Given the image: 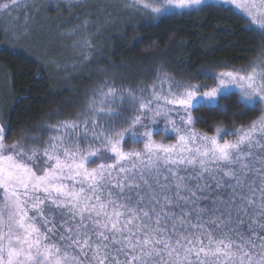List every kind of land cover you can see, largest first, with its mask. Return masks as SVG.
Listing matches in <instances>:
<instances>
[{
	"label": "snow or ice",
	"instance_id": "obj_1",
	"mask_svg": "<svg viewBox=\"0 0 264 264\" xmlns=\"http://www.w3.org/2000/svg\"><path fill=\"white\" fill-rule=\"evenodd\" d=\"M204 3L128 6L157 19ZM215 3L238 10L264 37V0ZM26 4L0 0V14ZM216 79L208 90L169 85L167 94L161 80L150 98L128 89L125 100L114 84L101 89L89 118L55 125L42 154L19 141L6 144L0 127V264H264V64ZM233 87L234 107L261 114L231 133L219 126L214 135L197 132L193 112L212 106L226 114L217 97ZM125 103L132 116L122 114ZM168 105L182 110L180 124ZM156 117L170 127L149 129L145 121ZM161 132L176 142L155 141ZM129 140L143 148L125 150Z\"/></svg>",
	"mask_w": 264,
	"mask_h": 264
},
{
	"label": "trees",
	"instance_id": "obj_2",
	"mask_svg": "<svg viewBox=\"0 0 264 264\" xmlns=\"http://www.w3.org/2000/svg\"><path fill=\"white\" fill-rule=\"evenodd\" d=\"M38 1L45 2L51 24L35 43L16 41L2 25L7 14L0 17V126L7 144L74 119L101 87L150 85L158 72L212 86L217 73L243 67L264 51V37L228 6L208 3L157 19L134 10L93 38L91 49L82 43L97 27H79L80 4ZM237 96L219 97L226 114L198 106L196 130L214 135L219 126L231 133L261 114L234 107Z\"/></svg>",
	"mask_w": 264,
	"mask_h": 264
},
{
	"label": "rangeland",
	"instance_id": "obj_3",
	"mask_svg": "<svg viewBox=\"0 0 264 264\" xmlns=\"http://www.w3.org/2000/svg\"><path fill=\"white\" fill-rule=\"evenodd\" d=\"M36 0H27V3L29 2H34ZM64 1H75L80 6L82 7L81 9V24L79 27L84 28L85 30H89L91 27H97L96 30L94 31L96 35L91 34L90 37L87 39V42H83L82 44H89L91 49H93V38H96L100 36V34L106 30V27H112L114 24L119 23L120 21L118 19L124 18L123 16H126L129 14V12L134 11L133 8L129 7L128 5L130 4L131 0H64ZM41 2V1H40ZM34 2L23 5L20 10L16 13L11 12L10 14H7L3 20H2V25L3 27L8 29L9 32L14 34V39L16 41H19L20 39L22 40L23 38L28 39V43L32 42L35 43L36 40H38L40 37L43 36L44 34L48 33V28L50 27V19L43 13L44 12V4L45 2ZM212 3L215 5H221L215 3V0H205V4ZM203 6V5H202ZM227 6V5H223ZM229 7V6H228ZM46 9V8H45ZM193 10V9H189ZM233 10H235L233 8ZM178 12H183V11H188V10H174ZM240 14L238 10H235ZM3 14H0V17ZM86 15V16H85ZM2 18V17H1ZM85 32V31H84ZM264 64V51L257 57L255 58L252 62L249 64L236 68L233 70H228V71H238L241 72L242 74H246L248 71L251 70V66L254 65H261ZM227 72V71H223ZM221 73V72H219ZM219 73L215 75V84L212 86H206L202 85L199 83H190V82H183V81H178L173 78H171L169 75L164 74L162 72H158L156 74L155 79L151 82L150 85H143L139 84L135 87L133 86H123L119 87L118 89H122L124 91L125 95V100L128 99V89H132L133 93L137 96L143 95L145 98H150V92H151V86L156 85L157 90L161 89V80H164L165 83L163 84V91L162 94H167L169 85L172 86L174 91H179L182 92L184 87H187L188 85H193L197 86L200 90H208L212 87H215L218 83L216 77L219 76ZM106 87H101L99 88L95 93L94 97H98L100 90L101 89H106ZM239 90L233 87L230 90V93H237L238 94ZM158 94H161L158 91ZM219 99V97H217ZM92 101V100H91ZM195 103V102H194ZM90 104V103H89ZM89 104L80 112L78 116H76L72 120H77V119H87L89 118ZM116 107L119 109L121 107L119 100L116 102ZM123 108L127 109V111L123 112V115L126 116H132L133 115V110L131 108L130 104L125 103L122 105ZM168 108H172L173 111L169 112V115L176 120L177 124H180L179 121V114H182V110H176L174 106L168 105L166 106ZM151 117V114H149ZM156 123L154 124L152 122V119H147L145 123L148 124L149 129H164L166 126L170 127V125L167 124V120L163 117H156L155 118ZM69 121V120H68ZM64 122V121H63ZM61 123V122H60ZM58 123V124H60ZM121 123V121H117V124ZM56 124V125H58ZM55 126V125H54ZM50 126L44 131L39 134L37 137H23L20 140H17L21 142L25 149H31V148H38L40 150V154L43 152V148L45 147V142L50 139L52 135H54L53 132V127ZM1 127V126H0ZM143 130V129H141ZM196 130V128H195ZM82 131V129H81ZM197 132H200L196 130ZM202 133V132H200ZM231 136V135H230ZM221 137L223 139H227L226 136H224L223 133H221ZM91 138V137H90ZM236 137L231 136L230 139L227 140H234ZM153 139L157 142H163L165 144H171L175 143L174 139V134L172 135H165L163 132H161L158 135H154ZM15 141V142H17ZM7 144V143H6ZM130 144V145H128ZM136 144H139L136 146ZM81 148L86 149L88 147L87 144L81 143ZM95 146V145H93ZM123 148L125 150H131V149H142L143 144L142 143H134L132 141H128L123 144ZM96 165H90V167H95Z\"/></svg>",
	"mask_w": 264,
	"mask_h": 264
}]
</instances>
